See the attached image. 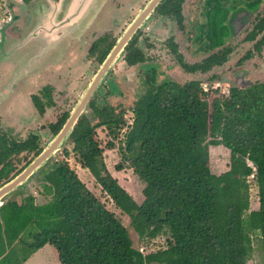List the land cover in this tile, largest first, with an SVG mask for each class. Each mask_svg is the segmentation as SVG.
Returning <instances> with one entry per match:
<instances>
[{
    "label": "trees",
    "instance_id": "obj_1",
    "mask_svg": "<svg viewBox=\"0 0 264 264\" xmlns=\"http://www.w3.org/2000/svg\"><path fill=\"white\" fill-rule=\"evenodd\" d=\"M129 42L123 59L134 66L141 57L135 39ZM112 44L103 48L99 62ZM96 93L87 108L91 116L79 118L66 144L129 218L139 239L163 236L164 248L149 253L136 249L121 221L68 163L49 160L36 173L46 203L36 205L32 196L2 200L0 264H24L46 245L56 251L58 264H247L256 235L264 264V89L232 88L227 97L210 98L198 82L158 83L152 77L147 91L132 103V123L120 140L121 160L114 167L116 172L128 167L143 184L141 204L107 169L96 135L97 128H104L110 138L106 149H115L114 140L126 123L124 109L98 104ZM35 106L44 112L43 105ZM68 115L49 126L53 136ZM37 140L32 136L8 147L0 136L1 160L25 149L35 158L42 150ZM211 146L230 152L228 170L220 175L210 171ZM251 176L258 196V209L252 211Z\"/></svg>",
    "mask_w": 264,
    "mask_h": 264
},
{
    "label": "flooded vegetation",
    "instance_id": "obj_2",
    "mask_svg": "<svg viewBox=\"0 0 264 264\" xmlns=\"http://www.w3.org/2000/svg\"><path fill=\"white\" fill-rule=\"evenodd\" d=\"M151 1L102 0L100 9L85 22L82 31L67 44H60L59 54L54 57L52 65H50L54 69L46 68L43 72L36 71L41 76H44L45 72L53 71L51 76L47 75L48 78L46 79V81L50 80L53 83L55 80L54 76L56 71H59V68H74L77 62H80L79 60L89 59L100 67L102 61L99 62L98 57L103 53V48L112 42L113 47L120 37L110 31L118 16H123L128 9L134 6H139L142 11ZM36 2L38 1H6L8 17L2 25L0 24V47L7 38L13 39L21 34L26 29L28 22L35 19V15L40 17V20H38L40 23H44L42 20L49 13L63 16V5L68 0H61L60 2L59 0H49V6H40L37 10L34 8ZM59 3L61 5L60 10ZM150 20H155V23L163 22L167 24L169 30L164 39H156L155 42H149L147 38L143 37L141 27L150 22ZM141 27L130 41L132 42L135 39V46L141 59L136 65L129 66L123 59L126 47L121 54L125 66L139 68L137 75L141 80L142 93L140 95L147 91V83L151 81L152 77L158 83L171 82L181 85L195 81L201 87L200 81L192 77L211 74L209 79L214 82L216 79L214 71L223 68L236 52L237 46L230 43L232 39H238L236 45L239 48L244 46L246 48L235 61V67L233 68H236V70L232 73L234 85L229 88L228 95L232 88L242 90L249 88L264 89V0H161ZM171 28L174 30L172 33H170ZM159 42L161 44H158ZM156 45H162L168 51L172 60L170 68H178L185 77H190L192 80L177 82L170 76L160 78V65L153 61L157 55L153 52L152 56L149 55V49ZM110 50L106 55H108ZM7 65V62L0 59V82L2 80L6 81L0 87V136L8 147L13 144H25L31 140L32 136H35L38 138V145L42 147L38 134L27 126L31 117L22 116L21 113L13 117L2 111V107L6 106L16 93L19 84L16 83V86L11 91L7 88L8 84H11V80H7V76L13 70H10ZM245 68H249L250 71L245 70ZM36 80L35 78V83ZM52 83L49 85L40 84L35 92L28 93L31 109L39 118H41L40 115H45L46 109L52 108L56 103L53 87L57 86ZM22 84L21 82L19 85ZM35 102L44 106L42 114L38 112ZM58 120L59 117L56 121L49 123L48 127L56 124ZM4 123L7 125H4ZM49 130L51 132L50 127ZM22 154L27 156L32 153L25 149L20 153H12L2 160L0 158V174L7 171L5 175L7 177L0 180V186L15 177L31 161L29 160L24 166L16 169V164L20 162L18 157ZM14 196L17 198L20 196V201L25 198L22 195V189L19 188L11 192L3 200L12 199L18 201Z\"/></svg>",
    "mask_w": 264,
    "mask_h": 264
},
{
    "label": "rangeland",
    "instance_id": "obj_3",
    "mask_svg": "<svg viewBox=\"0 0 264 264\" xmlns=\"http://www.w3.org/2000/svg\"><path fill=\"white\" fill-rule=\"evenodd\" d=\"M6 1L9 0H0L1 25L8 17ZM41 5L42 4L40 3L34 4V8L37 10ZM99 9L100 7L96 12H98ZM140 12L141 9H139V6H134L133 8L128 9L123 16H118V19L112 25L110 31L117 36H121L128 24L132 22V20ZM38 20H40V17L35 15V19L28 22L26 29L23 30L21 34L13 39L7 38L0 47V59L1 57H4V54H7V48L9 49L11 46L13 48L11 54L9 55L8 53L9 57L5 59L6 61L3 59L4 62L8 63L7 67L10 70L13 69L10 75L7 76V80H11V84H8L7 88L11 91L16 86V83H23L22 85L18 84L16 93L12 96L9 103L2 107V111L13 117L18 113H21L22 116L31 117V119L29 118L30 122L27 123V126L31 127L33 132L38 134L41 145L44 147L53 138L48 124L56 121L63 113L70 112L73 109L99 67L98 64L93 63L92 60H79L80 62H77L74 68H59V71H56L53 83L50 80H48L49 82L46 81L48 78L47 75L51 76L53 71H49L50 73L45 72L43 74L44 76H41L36 70L43 72L46 68H51L50 65H52V60H54V57L59 54V47L52 51V53L49 51L50 48L47 50L44 38L41 36L30 35V30L36 28L34 30L36 31L39 28L38 26L41 23ZM154 21L155 20H150V22L141 27V32L143 33L141 34L144 38H147L149 42H155L156 39H164L169 30L167 24L163 22L155 23ZM172 32H174L173 28L170 29V33ZM236 42H238V39L230 40L231 44L237 46L236 52L231 56L230 61L223 68L214 71L216 77L214 82H212V79H209L211 74L192 77L200 81L201 87L204 91H208L210 98L214 96H227L229 88L234 85L232 73L236 70V68L233 67H235L234 65L237 58H239V56L244 52V48H246L245 46L239 48V46L236 45ZM158 44L161 43L159 42ZM152 52L157 55L156 59L153 61L154 63L160 65V78L170 76V78L176 80L177 82H185L190 79L192 80L190 77H185L178 68H170L172 65L171 57L162 45L153 46L152 49H149V55L152 56ZM40 54L42 57H40ZM122 58L123 56H120L108 71L94 99L100 105L106 103L110 105H122L126 123L120 131L118 140H114L115 149L113 150H108L105 147L106 143L110 141V138L107 136V132L104 128H97L96 135L101 148H103V156L107 169L118 181V183L133 197V199L138 204H141L143 200V184H141V182L133 174L132 170L128 167H125V169L121 172H116L114 169L115 165L121 160L118 151L120 140L123 138L128 127L132 123V103L138 98L140 93H142V88L140 86L141 80L137 75L139 73V68H129L125 66ZM53 69L54 68H51V70ZM245 70L250 71L249 68H245ZM35 78L37 79L36 83ZM2 81L0 82V87L6 82ZM51 83L54 86H57L53 87L54 100L56 103L52 108L46 109L45 115H40L41 118H39L38 115L31 109V104L28 100L30 96H28V93L35 92L40 84L49 85ZM89 110L87 109L85 113L91 116ZM4 125L7 124L4 123ZM71 149V145H63L50 159V162L65 160L68 163L69 167L78 175L79 179L85 184V186L121 221L123 226L128 230L130 238L133 241V246L136 249L143 251V253H149L164 248L165 238L163 236H160L152 241L139 239L130 226L129 218L121 213V211L118 210L102 193L101 188L95 183L90 173L86 169L81 168L77 159L71 152ZM208 151L211 173L220 175L226 172L229 166V150L223 146H211ZM65 152L67 153L66 155ZM25 156L26 155L22 154L18 157L20 162L16 164V169L24 166L33 158V154ZM249 164L252 165L251 163ZM37 175L38 174H36L35 177L27 181L25 185L20 188L22 189L23 197L32 196L35 199V204L41 205L46 203L47 198L42 193V185L39 181V176ZM248 181L250 183V210H257L258 196L254 178L251 176ZM14 197L18 200V202L21 199L20 196L18 198L16 196ZM252 248V256L247 264H262L263 254L258 235L253 236L252 238ZM24 264H58L57 253L52 246L46 245L39 250V252L37 251L36 254L31 255Z\"/></svg>",
    "mask_w": 264,
    "mask_h": 264
},
{
    "label": "water",
    "instance_id": "obj_4",
    "mask_svg": "<svg viewBox=\"0 0 264 264\" xmlns=\"http://www.w3.org/2000/svg\"><path fill=\"white\" fill-rule=\"evenodd\" d=\"M37 1L36 4L40 3L42 4V7H47L50 3L49 0ZM60 1L61 0H59V2ZM101 1L102 0H68V2L63 5L64 7L62 6L64 8L63 16L60 14L56 15L55 13H49L48 16L42 20L44 23H41L36 31H34L35 28L30 30V35L41 36L44 38L47 50L50 48L49 51L52 52L59 47L60 44H67L82 31L85 22L92 17L100 7ZM160 1L161 0H152L139 14H137L132 22L128 24L122 35L118 38L115 45L103 60L73 109L69 112L68 118L58 133L53 136L46 146L42 147L41 152L33 158L19 174L0 187V203L3 198L7 197L11 192L23 187L25 183L44 167L55 153L66 144L79 118L86 112L90 100L99 89L108 71L121 56L128 42L143 25ZM60 9L61 5L59 3V10ZM86 11L87 13H85ZM12 49V46L9 49L7 48V54H4V57H1V59L8 58ZM40 57H42L41 54Z\"/></svg>",
    "mask_w": 264,
    "mask_h": 264
},
{
    "label": "crops",
    "instance_id": "obj_5",
    "mask_svg": "<svg viewBox=\"0 0 264 264\" xmlns=\"http://www.w3.org/2000/svg\"><path fill=\"white\" fill-rule=\"evenodd\" d=\"M41 250V249H40ZM39 252V251H38ZM41 252V251H40ZM36 254V253H35Z\"/></svg>",
    "mask_w": 264,
    "mask_h": 264
},
{
    "label": "built area",
    "instance_id": "obj_6",
    "mask_svg": "<svg viewBox=\"0 0 264 264\" xmlns=\"http://www.w3.org/2000/svg\"><path fill=\"white\" fill-rule=\"evenodd\" d=\"M142 252V251H141Z\"/></svg>",
    "mask_w": 264,
    "mask_h": 264
}]
</instances>
